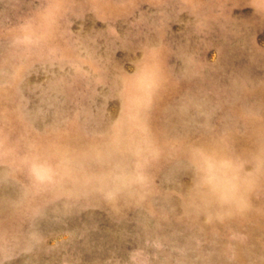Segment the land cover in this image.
I'll return each instance as SVG.
<instances>
[{
    "label": "rangeland",
    "instance_id": "374dc122",
    "mask_svg": "<svg viewBox=\"0 0 264 264\" xmlns=\"http://www.w3.org/2000/svg\"><path fill=\"white\" fill-rule=\"evenodd\" d=\"M0 264H264V0H0Z\"/></svg>",
    "mask_w": 264,
    "mask_h": 264
}]
</instances>
